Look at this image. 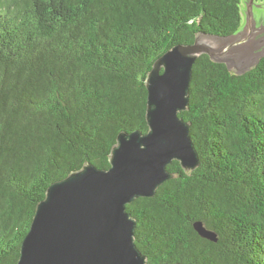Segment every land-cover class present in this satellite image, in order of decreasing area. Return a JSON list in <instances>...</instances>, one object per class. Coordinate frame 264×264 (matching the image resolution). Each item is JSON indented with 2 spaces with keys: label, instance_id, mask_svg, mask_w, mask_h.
<instances>
[{
  "label": "trees",
  "instance_id": "1",
  "mask_svg": "<svg viewBox=\"0 0 264 264\" xmlns=\"http://www.w3.org/2000/svg\"><path fill=\"white\" fill-rule=\"evenodd\" d=\"M242 27L241 0H0V264H17L51 184L108 169L119 133L148 132L156 60ZM179 117L199 164L173 161L126 206L136 247L147 264H264V56L236 75L201 55Z\"/></svg>",
  "mask_w": 264,
  "mask_h": 264
},
{
  "label": "water",
  "instance_id": "2",
  "mask_svg": "<svg viewBox=\"0 0 264 264\" xmlns=\"http://www.w3.org/2000/svg\"><path fill=\"white\" fill-rule=\"evenodd\" d=\"M255 0H249L247 19L230 36L197 33L190 45H177L155 61L145 82L148 132H121L111 148L110 167L85 164L51 184L38 203L24 238L17 264H147L136 247V222L126 206L152 198L176 177L167 170L173 161L186 172L199 164L189 135L187 110L192 67L201 55L243 75L264 56V30L253 21ZM201 238L216 241L214 233L194 224Z\"/></svg>",
  "mask_w": 264,
  "mask_h": 264
},
{
  "label": "rangeland",
  "instance_id": "3",
  "mask_svg": "<svg viewBox=\"0 0 264 264\" xmlns=\"http://www.w3.org/2000/svg\"><path fill=\"white\" fill-rule=\"evenodd\" d=\"M249 0H241V10H242V21L243 23L246 22L247 19V7H248ZM252 14L254 17V20L256 23L253 21H249V24H253L258 26L259 28L264 30V3H256L254 4L252 8Z\"/></svg>",
  "mask_w": 264,
  "mask_h": 264
},
{
  "label": "flooded vegetation",
  "instance_id": "4",
  "mask_svg": "<svg viewBox=\"0 0 264 264\" xmlns=\"http://www.w3.org/2000/svg\"><path fill=\"white\" fill-rule=\"evenodd\" d=\"M259 41L262 42V45H263L262 50H264V38H260Z\"/></svg>",
  "mask_w": 264,
  "mask_h": 264
}]
</instances>
